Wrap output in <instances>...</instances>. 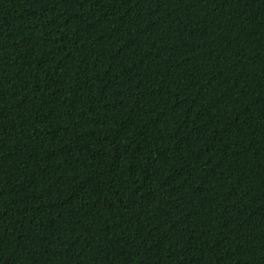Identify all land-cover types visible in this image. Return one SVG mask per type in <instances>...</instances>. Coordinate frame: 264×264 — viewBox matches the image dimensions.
Segmentation results:
<instances>
[{
    "label": "trees",
    "instance_id": "16d2710c",
    "mask_svg": "<svg viewBox=\"0 0 264 264\" xmlns=\"http://www.w3.org/2000/svg\"><path fill=\"white\" fill-rule=\"evenodd\" d=\"M0 264H264V0H0Z\"/></svg>",
    "mask_w": 264,
    "mask_h": 264
}]
</instances>
